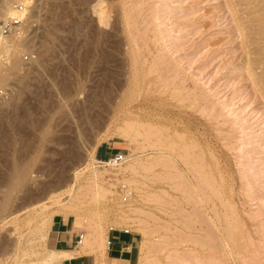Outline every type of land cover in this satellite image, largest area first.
Wrapping results in <instances>:
<instances>
[{
  "label": "rangeland",
  "instance_id": "1",
  "mask_svg": "<svg viewBox=\"0 0 264 264\" xmlns=\"http://www.w3.org/2000/svg\"><path fill=\"white\" fill-rule=\"evenodd\" d=\"M256 2L33 1L20 27L25 45L1 55L9 74L0 82V196L9 207L0 264L51 249L55 215L77 241L94 233L87 218L108 233L140 232L139 264H264V24L251 20L264 22V11ZM121 127H132L133 142ZM104 141H117L123 166L133 160L138 169L108 176L114 193L94 200L88 172L75 174L87 163L104 168L95 154ZM129 204L136 209L125 216ZM35 210L44 240L27 222Z\"/></svg>",
  "mask_w": 264,
  "mask_h": 264
},
{
  "label": "bare ground",
  "instance_id": "2",
  "mask_svg": "<svg viewBox=\"0 0 264 264\" xmlns=\"http://www.w3.org/2000/svg\"><path fill=\"white\" fill-rule=\"evenodd\" d=\"M33 1L34 0H16V2H20L21 5L19 4V5H17L19 8H15V3L13 2V0H0V17H3L5 19L6 18L16 17V18H19L20 20H22V19H24L27 16V14L29 12V8L31 6H33V4H34ZM258 1L259 0H257V2L255 3V5L258 3ZM260 1H259V3H261L260 4L261 6L260 7L257 6V5L255 6V7H258V8H256L257 9L256 11H258V12L264 11V4H263V1L264 0L262 2H260ZM247 2H248V0H247ZM252 2L253 1H250L249 3L252 4ZM252 5H254V2H253ZM96 11L100 15V17L103 18L104 14H105L104 8H97ZM252 12H254V11H252ZM252 17H253V15H252ZM251 20L256 21V23H255L256 26H261L262 23L264 24V22L261 19L259 20L257 16L253 17V19H251ZM252 25L254 26V24H252ZM262 29H264V28H262ZM262 29H260V30L258 29V30L261 32ZM257 34L259 35V32ZM22 36L23 35L21 33H17V32H15V34H13V33L10 34L9 33V34L3 35V36L0 35V82L3 81L7 77L6 76L7 74H9L8 73V68H4L5 66L1 65V55L2 54H5L6 55V58L7 59H10L11 56H13L16 53L20 52L21 51V46L25 43V42L23 43L20 40V38ZM260 37L263 38L264 37V34H261L259 36V38ZM11 40L13 41V44H11V42H10ZM262 45H264V44H262ZM260 47L262 48V46H260ZM14 65L16 66L17 65V62H14ZM121 128H122L121 131L119 130L120 136L123 139H125V140H128V141L133 142V140L135 138L134 135H136V134L135 133L133 134V131H131L132 130V127H131V130L128 129L127 127H125V128L121 127ZM90 152L91 151H89V153ZM131 152H132V150H131ZM96 160L104 165V168L103 169L97 168V166H94V164L93 165H90V163H87L85 165V167H83L80 170H77L76 171V174H75V180H78V178L80 177L81 174H83L84 172H88V174L86 175L87 176L86 177L87 178L86 179V181H87L86 182L87 183L86 187L88 186L89 189H87V190H89V192L92 195L90 198H93L94 200L95 199H98L99 197L100 198L101 197H104V196L106 197L108 195V193H110L112 191V189H110V186H111L110 184L111 183H109V186H107L108 184L106 185V183L111 179V177L107 178L108 176L113 175V176L116 177L119 174H126L127 175V174L132 173L133 171H134L133 173H135L137 171V169H138L137 163L135 161H133V160H131V161L128 160L127 161V164L124 165V166H123V162L118 163V164H115V163L113 164V163H109L108 161L99 160L97 158H96ZM25 167H23V169L21 168L23 170V172L21 173V177L22 178L24 176H26L27 175V172H28V170H27L28 168L25 169ZM15 171H16L15 174H16V178H17V181H16L17 183L13 179V181L10 184V190L9 191H12L16 187V185L14 184V182L16 184H21V179L22 178L19 177L20 175L17 172V170H15ZM124 180H127V179L124 178ZM128 180H130V179L128 178ZM0 193H1V181H0ZM111 193H114V192H111ZM133 206H134L133 204H129L128 209L122 210L121 213H123V215H125V216L130 215V213L131 212H134V210L136 209V208L134 209ZM8 207H9L8 201H5L4 202V198L2 199L1 196H0V215H3V213L7 211ZM37 212L38 211L35 210V211L29 213L28 214V217H27V222H28V224H29L30 221H35L36 222V224L34 225V228L33 229L31 228L32 229V232L35 233V235L37 234L38 237H41V239L43 238V240H44V238L47 237V234L44 232L45 224L40 222L39 217L36 216ZM52 219L53 218L51 217L49 219V221H51ZM15 220L14 219H11L10 221L13 222ZM45 220H43V221H45ZM75 220H78V216L75 218ZM17 221H19V220H17ZM85 225L89 229L92 228L94 230V233L92 232L93 233L92 234L91 231H90L89 234H88V236L86 238H85V234L86 233L83 234L82 239H80L79 242L77 243L78 249L76 250V252H72L73 250L72 251H68L66 249L65 250H63V249L61 250V249L51 248V249H49L48 251H45V252H39V253H37V251H36V257L35 258L32 257V259L24 260V258H22V257L25 256V253H26L25 252L22 256L20 255L21 257L17 255L18 257H15L14 258L12 264H63V261L65 259L70 258L74 254L76 255L77 253L78 254H90V255L97 256V263L96 264H123L122 260H119V259H116V258H110L109 259L107 257V248H108L109 238H108V232L104 228L103 224L101 222H97V223L94 224V223H92L90 221L89 218H87V219H85ZM111 228H114V227H111ZM17 230L19 231V229H17ZM30 230H28V231H30ZM20 235L18 236L19 238L21 237ZM22 236H23V233H22ZM16 240H17V242L14 243V244H11V247H12V252H16L17 253V251L20 249V246H21L20 243H22V242H19L18 241V238ZM20 241H23V240L20 239ZM24 244H25V242H24ZM22 249L25 250L24 248H21V250ZM12 254H14V253H12ZM28 254H30V253H28ZM12 257H11V260H12Z\"/></svg>",
  "mask_w": 264,
  "mask_h": 264
},
{
  "label": "crops",
  "instance_id": "3",
  "mask_svg": "<svg viewBox=\"0 0 264 264\" xmlns=\"http://www.w3.org/2000/svg\"><path fill=\"white\" fill-rule=\"evenodd\" d=\"M120 145L117 141H104L96 149V158L102 161L107 160L113 154L119 152ZM126 228H113L109 230L107 257L122 260L123 264H139L141 247L143 243L142 234L138 231ZM78 235L74 231L68 221L61 215H55L52 222V228L49 236V245L51 248L63 249L76 252L78 249L77 244L75 250L73 249L74 243L77 241ZM78 254V253H77ZM73 255L63 261L64 264H93L87 257L93 256L90 254Z\"/></svg>",
  "mask_w": 264,
  "mask_h": 264
},
{
  "label": "built area",
  "instance_id": "4",
  "mask_svg": "<svg viewBox=\"0 0 264 264\" xmlns=\"http://www.w3.org/2000/svg\"><path fill=\"white\" fill-rule=\"evenodd\" d=\"M21 7V6H20ZM15 8H19L17 5H15ZM23 22V19L20 20L19 18L16 17H12V18H3L0 17V35H7V34H11V33H21V24ZM27 59V58H26ZM125 154L122 152H117L115 154H113L112 156H110L107 160L109 163H121L124 158H125ZM120 195H121V200L123 202H127L130 199V195H131V191H129V186L126 184H121L120 185ZM113 229V228H111ZM126 232H129V229H125ZM83 234L79 235V240L82 239ZM79 240L77 241V243L79 242Z\"/></svg>",
  "mask_w": 264,
  "mask_h": 264
}]
</instances>
